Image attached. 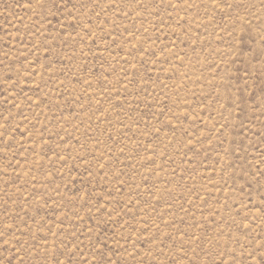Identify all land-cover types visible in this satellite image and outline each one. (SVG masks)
<instances>
[{
  "label": "rangeland",
  "instance_id": "374dc122",
  "mask_svg": "<svg viewBox=\"0 0 264 264\" xmlns=\"http://www.w3.org/2000/svg\"><path fill=\"white\" fill-rule=\"evenodd\" d=\"M0 264H264V0H0Z\"/></svg>",
  "mask_w": 264,
  "mask_h": 264
}]
</instances>
